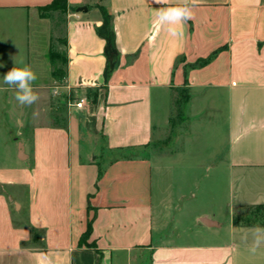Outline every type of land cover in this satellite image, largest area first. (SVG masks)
Here are the masks:
<instances>
[{
  "label": "crops",
  "instance_id": "0c3cea01",
  "mask_svg": "<svg viewBox=\"0 0 264 264\" xmlns=\"http://www.w3.org/2000/svg\"><path fill=\"white\" fill-rule=\"evenodd\" d=\"M54 1L0 0V80L23 61L36 72L41 97L30 110L38 117L25 128L32 125V149L22 141L28 159L13 162L0 152V264H143L148 254L149 264H264V244L249 251L255 226L234 222L239 209L264 206V0H199L183 37L155 26L162 5L154 0H64L65 92L58 97L50 92L59 59L47 12ZM101 8L113 17L119 53L107 76ZM0 87V104L12 106L8 118L30 120L15 89ZM69 91L82 107H69ZM170 99L174 113L158 121L155 106ZM203 99L214 118L222 104L227 120L228 151L216 150L212 159L231 177L212 180L230 181L237 195L225 227L230 239L212 242L224 224L198 210L194 224L210 240L196 243L166 234L176 200L154 190L152 152L157 131L158 143L169 141L186 121L181 109ZM196 109L198 115L205 107ZM157 152L164 164L167 155ZM90 224L87 243L95 248L82 244Z\"/></svg>",
  "mask_w": 264,
  "mask_h": 264
},
{
  "label": "rangeland",
  "instance_id": "374dc122",
  "mask_svg": "<svg viewBox=\"0 0 264 264\" xmlns=\"http://www.w3.org/2000/svg\"><path fill=\"white\" fill-rule=\"evenodd\" d=\"M62 11V8L55 7H51L47 10L48 13H53L51 19L55 31L53 35V50L59 57L54 68V80L56 82L55 84L58 83L59 85H63L64 83L63 60L65 48L63 42L65 39V24ZM21 47L22 46L19 45L17 48V59L19 60L21 59L19 56L21 55ZM66 96L68 97L67 103L69 107H72L71 104L74 103L73 99H75V96H73L71 91L66 92ZM6 99L5 97L3 100L5 101ZM201 101L202 103H193L189 107L181 109V120L185 119L186 121L183 123V126L175 127L174 130L169 132L167 136L170 137L169 141L166 143H158L161 139V135L157 131L152 152L155 165L154 190L156 192L159 191V189L160 192L168 190L172 198L176 200V208L172 210L171 221L166 228V234L175 235L179 233L183 235L182 238L189 239L192 242H209L208 240H210V237L201 233V226H196L194 224V216L192 213L198 210L211 211L213 214H216L217 219L224 224V228L220 231L222 235L213 237L211 240L212 242H220L230 239V233L225 227L236 205L235 196L237 195V190L233 189V185L230 181L226 182L225 180L221 185L212 180L220 176H223L225 179L231 177V171L228 168L226 169L223 167L220 169V165L217 164L215 159H212V154H214L216 150H220L221 154L224 156L229 148L224 106L222 104L216 105L220 110L222 108V110L218 117L216 116L214 118L212 115L213 105L208 100L207 102L205 99ZM4 104L5 105L0 104V152L5 154L8 158L7 160H13V162L16 160L19 162V142L16 141V139L19 141L26 140L29 144L28 150L29 148L32 149L33 146L30 128L32 125H29V127L25 129L28 122H30V124L33 123V113L30 111L33 110V108L26 107L27 111L30 113V120L26 119V121L24 120L23 123H20L18 116L19 123L17 124L4 113V111H7L6 107L11 110V103L5 101ZM201 105L204 106L205 109L199 111V114L196 115V106ZM174 111L175 105L171 99L169 103L165 105L157 104L155 106L156 119L159 121L161 117L164 118L166 115H171ZM27 115L28 113L26 112L25 118ZM18 125H21L22 129L18 128ZM83 145L86 152H88L89 143H84ZM94 148V154L98 156L101 153V141L100 144L95 145ZM160 149L167 155L166 158H164V164L159 163L160 156H158L157 151ZM171 153H173L172 157H170ZM161 171L165 177L163 181L162 175L160 174ZM262 189L264 190V185ZM183 194L185 197L182 196ZM208 199L211 201L209 202ZM15 207L17 208V206ZM188 209L190 210L189 217L181 221L180 214L188 211ZM255 213H259L260 216L253 218L252 214ZM237 216H239L240 220L244 223L251 221L256 226H264V207L258 209L257 206H246L238 210ZM183 229H189L191 231L183 232ZM142 259L144 261L143 264H149V254Z\"/></svg>",
  "mask_w": 264,
  "mask_h": 264
},
{
  "label": "clouds",
  "instance_id": "9594fccd",
  "mask_svg": "<svg viewBox=\"0 0 264 264\" xmlns=\"http://www.w3.org/2000/svg\"><path fill=\"white\" fill-rule=\"evenodd\" d=\"M199 0H179V3L168 5V0H154V3L162 5L155 13V26L158 28H166L172 37H183V26L193 19V8L197 6ZM22 67H13L0 80V83L15 89V99L20 106L32 107L40 100V94L34 87L35 81L38 79L36 72L31 66L24 64ZM6 89L0 87V91ZM53 97H58L65 92V89L55 84L50 89ZM38 112H33L34 117H38ZM252 242L249 251L255 254L262 244H264V227L259 225L250 230ZM249 232H244L242 240H248Z\"/></svg>",
  "mask_w": 264,
  "mask_h": 264
},
{
  "label": "trees",
  "instance_id": "16d2710c",
  "mask_svg": "<svg viewBox=\"0 0 264 264\" xmlns=\"http://www.w3.org/2000/svg\"><path fill=\"white\" fill-rule=\"evenodd\" d=\"M55 7V8H62V10H66V3L64 0H55L53 4L49 7ZM102 15H103V24L101 27L97 28L98 34L104 38L107 42V48H106V56L108 59L107 67H106V76L109 75L117 66L119 63V53L116 48V32L114 28V22L112 15L105 9L101 8ZM51 60L53 61L52 57ZM264 206H257V208H261ZM259 213L252 214L253 218H257L260 216ZM248 221V220H247ZM235 224L241 225V226H256L253 224V222L248 221L244 223L240 220L239 216H236L234 219ZM91 234V224L89 225L88 231L85 233V235L82 238V244H87L88 248H95L93 244H88L87 239L89 238Z\"/></svg>",
  "mask_w": 264,
  "mask_h": 264
},
{
  "label": "water",
  "instance_id": "95a60500",
  "mask_svg": "<svg viewBox=\"0 0 264 264\" xmlns=\"http://www.w3.org/2000/svg\"><path fill=\"white\" fill-rule=\"evenodd\" d=\"M80 11H86L87 8H80L79 9ZM16 141L19 142V158L21 160H26L28 159V155H26V152H25V144L22 142V141H19L18 139H16ZM205 222V221H204Z\"/></svg>",
  "mask_w": 264,
  "mask_h": 264
},
{
  "label": "built area",
  "instance_id": "2783aa9c",
  "mask_svg": "<svg viewBox=\"0 0 264 264\" xmlns=\"http://www.w3.org/2000/svg\"><path fill=\"white\" fill-rule=\"evenodd\" d=\"M83 103H84V100H82L81 102L73 103L71 105L74 108H80V107H82Z\"/></svg>",
  "mask_w": 264,
  "mask_h": 264
}]
</instances>
